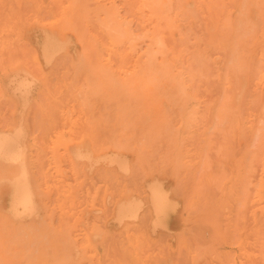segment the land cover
<instances>
[{
	"label": "rangeland",
	"instance_id": "obj_1",
	"mask_svg": "<svg viewBox=\"0 0 264 264\" xmlns=\"http://www.w3.org/2000/svg\"><path fill=\"white\" fill-rule=\"evenodd\" d=\"M114 1L86 0L82 4L80 0L79 3L77 0H0V85L5 78L1 72L4 74L9 64L19 62L31 75L29 77L38 82H34L31 99L23 111L2 94L0 87V130L8 124L15 129L21 126L24 134L33 139L36 150L29 155L33 162L31 179L40 207L38 216L15 222L9 214L10 191L0 185V209L5 212L0 211V264H47L52 257V244L57 247L55 264H70L69 260L71 264L75 261V264H115V261L117 264H135V261L136 264H153V261L156 264H264V67L259 66L264 64V0H169V16L159 13L158 20L154 15L146 20L141 11H136L139 0ZM79 6L86 11L79 12L80 16L75 13L77 21H85L79 22L82 32L77 31V21L72 18L75 9L80 11ZM2 14L6 16L1 17ZM87 19L91 23L86 22ZM112 19L126 20V26L117 30L124 32L128 27L134 37V54L138 51L136 56H142L141 61L148 60L152 70L159 72V82L150 92L134 83L125 70H119L114 57L113 65L109 63L108 45L104 43L100 25L110 24ZM153 20L158 21L156 26ZM78 32L84 41L78 37ZM148 32L158 38L162 52L153 46L147 47ZM48 37L60 40L64 51L54 53V58L46 62L43 54L48 51ZM90 50H95L92 53L96 55L94 68H91L94 62ZM173 51H177L174 52L177 56ZM33 55L37 57L38 67L30 62ZM111 78L113 100L106 86ZM17 81L20 82V78ZM90 88L98 90L99 99L92 100L88 96ZM147 92L154 97L152 102ZM94 110H98V115L106 118L109 125H112L110 113L113 110V157L117 166L109 164L106 158H112L109 152L103 154V161L99 159V165H91L92 169L83 160L72 159L75 148L81 144L80 132L85 125L82 118ZM53 115H57L56 119ZM71 126L81 129L75 131ZM60 134L64 136L61 138ZM74 134L80 136L74 137ZM256 156L260 157L258 164ZM119 162H125L126 168ZM105 172L113 174V179L101 176ZM155 183L163 186L177 203V208L168 213L165 228L154 225L158 216L149 201V193ZM257 190L259 192L255 193ZM247 192L253 195L251 199L247 198ZM133 197L144 202L140 216L136 221L115 220L116 205ZM245 205L248 210L244 209ZM197 228H206L210 231L206 234H211L216 241L210 236L207 238L208 235L204 240V229L200 232ZM87 235L92 238L93 253L85 248ZM183 258L189 262H184Z\"/></svg>",
	"mask_w": 264,
	"mask_h": 264
},
{
	"label": "bare ground",
	"instance_id": "obj_2",
	"mask_svg": "<svg viewBox=\"0 0 264 264\" xmlns=\"http://www.w3.org/2000/svg\"><path fill=\"white\" fill-rule=\"evenodd\" d=\"M81 1H82V4H83V2H85V1H83V0H80V3H81ZM101 1V0H100ZM131 1V0H130ZM2 2V1H1ZM4 2V1H3ZM114 2H116V0L114 1ZM123 2V1H122ZM139 2V3H138ZM137 3L139 4V5H137L136 7H139L138 8V10H136V11H141L143 14H144V17L146 18V20L148 19H150L151 20V18H153L154 16H156L157 14H159V13H165L167 16H169V11H170V3H169V0H139ZM5 3H8L7 1L5 2ZM26 3V2H25ZM53 3H57L58 4V2L57 1H54ZM65 3V2H64ZM68 3V2H67ZM74 3V2H73ZM77 3H79L78 2V0H77ZM76 3V4H77ZM98 3V2H97ZM167 3V4H166ZM30 4V3H29ZM51 4V3H50ZM81 4V5H82ZM88 4V3H87ZM109 4V3H108ZM118 4H119V2H118ZM128 4V3H127ZM31 5V4H30ZM54 5V4H53ZM52 4H51V6L54 8V6H53ZM88 5H90V7L91 6H93L92 4H88ZM87 5V6H88ZM172 5V4H171ZM110 6H111V3H110ZM109 6V7H110ZM66 7H67V5H66ZM65 7V8H66ZM77 7V6H76ZM80 7V6H79ZM85 7V10L86 9H88V8H86V6H84ZM175 5H174V10H175ZM23 8H24V4H23ZM25 8H27V7H25ZM30 8V7H29ZM36 8V7H35ZM57 8H58V6H57ZM62 8V7H61ZM75 8V7H74ZM74 8H73V10H74ZM81 8H82V10H84L83 9V7H80V11H78L77 12V10L75 9V11L73 12L74 14L76 13V14H78L79 12H81L82 10H81ZM104 8V10H105V7H103ZM120 8V7H119ZM54 9H56V8H54ZM59 9V8H58ZM70 9L71 8H69V11H70ZM99 9H101V8H99L98 7V11H99ZM122 9H123V7H122ZM177 9V8H176ZM184 9V8H183ZM1 10V9H0ZM4 10H6V8L4 9ZM24 9H22V11H23ZM37 10V9H36ZM64 10V9H63ZM67 10V9H66ZM115 10V9H114ZM178 10V9H177ZM25 11V10H24ZM95 11H96V9H95ZM105 11H107V9L105 10ZM72 12V11H71ZM82 12H84V11H82ZM86 12V11H85ZM84 12V13H85ZM91 12V11H90ZM102 12V11H101ZM104 12V11H103ZM134 12H135V10H134ZM134 12H132V13H134ZM137 12V13H138ZM183 12V11H182ZM69 13L70 12H67V14L69 15ZM100 13V12H99ZM105 13V12H104ZM63 14V13H62ZM66 14V13H65ZM73 15L72 16V18H74L75 19V16H76V19H77V15ZM81 14V13H80ZM80 14H78L79 16H80ZM87 14V13H86ZM98 14V13H97ZM111 14V13H110ZM67 15V17H69ZM72 15V14H71ZM112 15H115V12L114 11H112ZM123 15V14H122ZM127 15V14H126ZM137 15V14H136ZM135 15V16H136ZM141 15V14H140ZM154 15V16H153ZM2 16H6V15H1V17ZM85 16V15H84ZM88 16H90V18H91V16L92 15H89L88 14ZM87 16V18H89ZM94 16V15H93ZM96 16V15H95ZM133 16V15H132ZM142 16V15H141ZM83 17V16H82ZM86 17V16H85ZM106 17V16H105ZM84 18V17H83ZM90 18H89V20H90ZM113 18H115L114 16H113ZM128 18V17H127ZM136 18V17H135ZM134 17H133V19H135ZM74 19H70V20H73V22H76V21H74ZM130 19H131V17H130ZM156 19L158 20V19H160V17L159 16H156ZM165 19V18H164ZM51 20H54V19H51ZM58 20V19H57ZM81 20V19H80ZM79 19H78V21H77V23L75 24V25H77L78 24V27L76 28L77 29V31H78V29L81 31V30H83V28H79V22H80V24L82 23V22H85L84 20H82V22L80 21ZM89 20L87 19V21L86 22H88V23H91V22H89ZM93 20V18L90 20V21H92ZM99 20V19H98ZM136 21H137V18L135 19ZM173 20V19H172ZM1 21H3L2 19H1ZM47 21V20H46ZM46 21L44 22V23H46ZM125 22H126V20H124ZM136 21H134L135 23H136ZM154 21V20H153ZM166 21V20H165ZM179 21V20H178ZM49 22V20L47 21V23ZM125 22H123V21H121V20H111L110 21V24H102V25H100V28H101V30H102V32L104 33V36H105V38L107 39V42H105L106 40H105V38H104V36H103V39H104V43H106L107 45H108V47L106 48V53H108V55H109V57L107 56V58H109L110 59V64L111 65H113V63H112V59H113V57H114V60L116 61L115 63L117 64V67L119 68V70H125L126 72H127V75H129L130 74V79L134 82V83H136V84H139V85H142V86H144V87H146V89H147V91H151V88H152V86L153 85H156V84H158V82H159V72L158 71H153L152 70V66H150V64L147 62L148 60H143V61H141V58H142V56H136V53L138 52H136L135 54H134V51H135V48H136V46H135V43H134V37L132 36V34H131V32H130V30H129V28L128 27H125L126 29L124 30V32H119V29L117 30V28H121V26H123L124 27V25L126 26V24H125ZM132 22V21H131ZM155 22V21H154ZM156 22H158V21H156ZM156 22L154 23L155 24V26H156ZM173 22V21H172ZM171 22V23H172ZM11 23V22H10ZM113 23H114V25H113ZM119 23V24H118ZM141 23V22H140ZM166 23V22H165ZM8 24V23H7ZM173 24V23H172ZM171 24V25H172ZM84 24H82V26L81 27H84L83 26ZM120 25V26H119ZM132 25V24H131ZM136 25V24H135ZM182 25V24H181ZM17 26H18V24H17ZM57 26H59L60 27V25L59 24H57ZM154 26V25H153ZM151 27V26H150ZM30 28V27H29ZM133 28H134V26H133ZM177 28V27H176ZM143 29V28H142ZM149 29V28H148ZM152 29V28H151ZM24 30H26L25 28H24ZM86 31V33H87V29H85ZM122 30V29H121ZM43 31H45V30H43ZM43 31H41V32H43ZM50 31V30H49ZM51 31H53V30H51ZM84 31V30H83ZM93 31V30H92ZM82 32V31H81ZM81 32H78V37H79V34L81 33ZM95 32V31H94ZM135 32V31H134ZM137 32V31H136ZM20 33V32H19ZM18 33V34H19ZM25 33V32H24ZM54 33H57V32H54ZM77 33V32H76ZM146 34H147V32H145ZM144 33V34H145ZM26 34V33H25ZM48 34V33H47ZM46 34V35H47ZM50 34V33H49ZM59 34V33H58ZM57 34V35H58ZM65 34V33H64ZM22 35H23V33H22ZM35 35V34H34ZM53 35V34H52ZM81 36H83L82 34H80ZM148 35H149V32H148ZM261 35V34H260ZM24 36V35H23ZM49 36V35H48ZM65 36V35H64ZM138 36V35H137ZM237 36V35H236ZM18 37V36H17ZM54 37V36H53ZM70 37V36H69ZM143 37V36H142ZM148 39H149V44H148V46L147 47H149L150 49H151V47L152 48H156L155 50L156 51H160V52H162L163 51V49L161 48V43H160V41H156L158 38H156L155 39V37H154V35L153 36H146ZM24 38V37H23ZM43 38V37H42ZM54 38H57V37H54ZM80 38V37H79ZM83 38V37H82ZM82 38H80L81 40H83L84 41V39H82ZM85 38V37H84ZM87 38V37H86ZM6 39V38H5ZM12 39H13V37H12ZM20 39V38H19ZM67 39H69L68 37H67ZM101 39H102V37H101ZM100 39V40H101ZM103 39H102V42H103ZM25 40V39H24ZM70 40H71V38H70ZM139 40V39H138ZM141 40V39H140ZM16 41V40H15ZM44 41H45V39H44ZM67 41V40H66ZM13 42H14V40H13ZM65 42V41H64ZM93 42H94V40H93ZM15 43H17V42H15ZM43 43V42H42ZM73 43V42H72ZM95 43V42H94ZM142 43V42H141ZM13 44V43H12ZM30 44V43H29ZM83 44H85V43H83ZM31 45V44H30ZM37 45V44H36ZM73 45V44H72ZM139 45V44H138ZM141 45V44H140ZM82 46H84V45H82ZM122 46H123V49H121L122 48ZM46 47H47V50L48 51H51V52H46L45 51V54H43V56L44 57H46L45 59H46V62H49L51 59L50 58H52L53 57V55H54V53H57V52H59L60 50H62V47H63V44H62V42H60V40H56V39H51V38H47L46 39ZM68 47V46H67ZM83 48V47H82ZM94 48H96V47H94ZM97 48H98V46H97ZM101 48H103V47H101ZM105 48V47H104ZM148 48V49H149ZM255 48V47H254ZM46 49V48H45ZM66 49V48H65ZM75 49V48H74ZM86 49H89V48H86ZM99 49V48H98ZM165 49V48H164ZM96 50V49H95ZM95 50H94V52H95ZM24 51V50H23ZM62 51H64V50H62ZM89 51V50H88ZM91 51V50H90ZM151 51H153V50H151ZM94 52H90L91 53V55H92V59L96 56V55H94L93 56V54H94ZM141 52V51H140ZM154 52V51H153ZM165 52V51H164ZM176 53L177 51H173L172 53ZM264 52V51H263ZM4 52H2V54H3ZM90 53H87L88 55L90 54ZM93 53V54H92ZM149 52L146 50V52H145V54L146 55H148L147 57H149V54H148ZM175 53L173 54V55H175ZM251 53V52H250ZM6 54V53H5ZM11 54H12V52H11ZM11 54H9V56L11 55ZM104 54V53H103ZM140 54V53H139ZM252 54V53H251ZM259 54V53H258ZM14 55H16V56H18V54H14ZM143 55V54H142ZM152 55V54H151ZM158 55V54H157ZM172 55V54H171ZM15 56V57H16ZM87 56V55H86ZM144 56V55H143ZM161 56V55H160ZM175 56H177V55H175ZM259 56V55H258ZM73 57V56H72ZM89 57H91V56H89ZM54 58V57H53ZM131 60H129V59ZM159 58V57H158ZM197 58V57H196ZM264 58V57H263ZM41 59H42V57H41ZM74 59V58H73ZM53 60V59H52ZM199 60V59H198ZM23 61H26V60H23ZM42 61H43V59H42ZM77 61V60H76ZM95 60L93 59L92 60V62H94ZM7 61H4L3 63H6ZM30 62H32L33 64H35V66H37L38 67V63H37V57L35 56V55H33L32 56V58L30 59ZM52 62V61H51ZM50 62V63H51ZM75 62V61H74ZM262 62H264V61H262ZM2 63V64H3ZM7 64V63H6ZM94 64H96L95 62L93 63V66H91V68L93 67L94 68ZM5 65V64H4ZM45 65V64H44ZM192 65V64H191ZM46 66V65H45ZM260 67L261 66H263L264 67V64H262V65H259ZM48 67V66H47ZM263 67H262V69H263ZM14 68H16V69H14ZM23 68V66H22V64L19 62V63H17V64H9V68H7L8 70H4L5 72H4V74L1 72V74L3 75V78H4V80L2 81V83H1V85H0V87H2V94H4V95H6L8 98H9V100H11L14 104H18L19 105V108L21 109L22 108V111L23 110H25V108H23L25 105H26V107H27V105H28V103H27V101L29 102V99H31L30 98V95H31V93L33 92V84H34V82H36V83H38L37 82V80L36 81H34L35 79L34 78H30L31 77V75H28L27 74V72L25 71V70H23L22 69ZM96 68V67H95ZM183 68V67H182ZM192 68V67H191ZM190 68V69H191ZM100 69V68H99ZM181 69V68H180ZM118 70V69H117ZM118 70V71H119ZM194 70V69H193ZM96 71V70H95ZM189 71H191V70H189ZM228 71V70H227ZM129 72V73H128ZM11 73H13L14 75H12V76H10V74ZM162 74V73H161ZM257 74V73H256ZM183 75V74H182ZM226 75V74H225ZM30 76V77H29ZM51 76V75H50ZM169 76H171V75H169ZM175 76V75H174ZM173 76V77H174ZM181 76V75H180ZM123 77V76H122ZM18 78H20V82H18L17 80H18ZM124 79H125V77H123ZM175 78V77H174ZM182 78H184V76L182 77ZM181 78V79H182ZM193 78V77H192ZM90 79H93L94 80V78H91L90 77ZM186 79V78H185ZM195 79V78H194ZM44 80V79H43ZM189 80V79H188ZM223 80V79H222ZM225 80V79H224ZM182 82V81H181ZM222 82V81H221ZM94 83V82H93ZM108 85H106L107 86V88L108 89H110L111 90V100H113V95H112V93H113V78H111V79H108ZM177 83V82H176ZM84 84V83H83ZM38 85H40V83L38 84ZM34 86H36V85H34ZM36 88H38V87H36ZM86 88V87H85ZM180 88V87H179ZM186 88V87H185ZM4 89H7V90H5V91H3ZM35 89V88H34ZM160 89V88H159ZM196 89V88H195ZM40 90V89H39ZM38 90V91H39ZM126 90V89H125ZM82 92V91H81ZM179 92V91H178ZM79 94H81V93H79ZM156 94V93H155ZM39 95V94H38ZM83 95V94H82ZM81 95V96H82ZM78 96V95H77ZM88 96L93 100V99H99V97H100V95H99V92H98V90H95V89H89V91H88ZM146 96H148V98H150V101L152 102L153 101V99H154V97L152 96V95H149L148 94V92L146 93ZM83 97V96H82ZM79 98V97H78ZM60 99V98H59ZM79 99H81V97L79 98ZM95 100V101H96ZM198 100V99H197ZM81 101V100H80ZM161 102H162V100H161ZM191 102V101H190ZM27 103V104H26ZM82 103V102H81ZM98 103V102H97ZM166 104V103H165ZM17 105V106H18ZM82 105H83V103H82ZM144 105V104H143ZM145 105H147V104H145ZM167 105V104H166ZM179 105V104H178ZM177 105V106H178ZM195 105V104H194ZM103 106V105H102ZM148 106V105H147ZM181 106V105H180ZM87 107H89L88 105H87ZM144 107V106H143ZM192 107V106H191ZM195 107H198V106H195ZM93 108H95L96 109V107H95V105H94V107ZM108 108V107H107ZM161 108H162V106H161ZM165 108V107H164ZM4 109V108H3ZM19 109V110H20ZM86 109V108H85ZM89 109V108H88ZM222 109H223V107H222ZM221 109V110H222ZM115 110V109H114ZM147 110V109H146ZM155 110V109H154ZM189 110H190V108H189ZM195 110V109H194ZM194 110H192V111H194ZM199 110V109H198ZM21 111V113H23ZM150 111H152V109L150 110ZM18 112L19 111H17V113H15V114H18ZM154 112V111H153ZM221 112V111H220ZM59 113V112H58ZM58 113H57V115H58ZM64 113H65V111H64ZM127 113V112H126ZM146 113V112H145ZM148 113V112H147ZM224 113V112H223ZM51 114H53V113H51ZM54 114H56V113H54ZM106 114V113H105ZM128 114V113H127ZM134 114V113H133ZM198 114H200V113H198ZM222 114V113H221ZM22 115V114H21ZM21 115H19L20 116V118H21ZM57 115H53V118L54 119H56V117H54V116H57ZM110 115H111V117H112V121H111V124L112 125H109L108 123H107V121L103 118V117H100L99 115H98V110H94V111H92V112H90V114L88 113L87 115H84L83 116V114H82V116L84 117V118H82V119H84L83 121H84V128L82 129V132H80V133H82V135L80 134V133H78V132H75V133H78V134H80V135H78V134H74L75 136L74 137H76V135H77V137L78 136H80L82 139H81V144L77 147V148H75L76 150H74L75 151V153H74V155H72L73 157H72V159H76V160H83L87 165H89L90 167H91V165H93V167H94V164H98V161H100L99 159H101V158H103V154L104 153H106V152H109V153H111L112 154V158L111 157H107L106 156V158H109V164L110 165H114V164H116V162H114L115 161V159H114V155H113V145H114V142H113V110L111 111V113H110ZM143 115V114H142ZM147 115V114H146ZM52 116V115H51ZM59 116V115H58ZM78 116H80V115H78ZM151 116V115H150ZM190 116V115H189ZM197 116V115H196ZM226 116V115H225ZM16 117V116H15ZM145 117H147V116H145ZM144 117V118H145ZM193 117H195V115L193 116ZM219 117H220V115H219ZM14 118V117H13ZM52 118V117H51ZM141 118H143V117H141ZM184 118V117H183ZM146 119V118H145ZM147 119H149L148 117H147ZM195 119H196V117H195ZM59 120V119H58ZM81 120V119H80ZM142 120V119H141ZM144 120V119H143ZM150 120V119H149ZM61 121H63L62 119H61ZM72 121V120H71ZM82 121V120H81ZM119 121V120H118ZM17 122L19 123V120L17 119ZM20 122H21V120H20ZM146 122V121H145ZM58 123V122H57ZM60 123V122H59ZM72 123H74V122H72ZM71 123V124H72ZM75 123H77V122H75ZM145 124V123H144ZM147 124V123H146ZM20 125H21V123H20ZM60 125V124H59ZM78 126H81V125H78ZM141 126H142V123H141ZM183 126V125H182ZM51 127V126H50ZM42 128V127H41ZM52 128V127H51ZM71 128H73L72 126H71ZM76 128L77 127H75V128H73V129H75V131H78V129L76 130ZM139 128V127H138ZM56 129H57V127H56ZM81 129V128H80ZM79 129V130H80ZM194 129V128H193ZM52 130V129H51ZM68 130H69V128H68ZM198 131V130H197ZM50 132V131H49ZM65 132V131H64ZM136 132H137V130H136ZM135 132V133H136ZM26 134V133H25ZM24 134V131H23V128L20 126V127H17L16 129L15 128H13L12 126H11V124H8L7 126H6V128L4 129V130H0V185H3V186H6L8 189H9V191H10V213L9 214H11V216L14 218V220H15V222H17V223H22L21 221L24 219V218H27V217H29V219H30V217H36V216H38L39 215V210H40V207L37 205V203H36V197H37V193H36V191H35V185L33 184V182H32V176H31V169H32V165H33V162L32 161H30L31 159H32V156H29L30 154H31V152H33L34 150H36V148H35V143H34V141H33V139H30L27 135H25ZM138 134V133H137ZM50 135V134H49ZM61 135V134H60ZM63 136H64V134H62ZM62 135H61V138H62ZM66 136V135H65ZM49 137V136H48ZM74 137H73V139H74ZM80 137L79 138H75L74 140H76V139H80ZM179 137H180V134H179ZM43 139H45V138H43ZM47 140V139H46ZM137 141V140H136ZM46 141H44V143H45ZM69 143V142H68ZM79 143V142H78ZM75 144V143H74ZM77 144V143H76ZM180 144V143H179ZM69 145V144H68ZM68 145H67V147H68ZM114 147H116L117 148V146H114ZM72 148V147H71ZM68 150H69V147H68ZM50 151V150H49ZM116 151H117V149H116ZM189 151V150H188ZM262 151H264V150H262ZM135 152V151H134ZM260 152H261V150H260ZM49 153V152H48ZM71 153V152H70ZM263 153V152H262ZM69 154V153H68ZM159 154V153H158ZM48 155V154H47ZM70 155V154H69ZM108 155V154H107ZM261 155V153L259 154V156ZM263 155V154H262ZM262 155H261V157H262ZM155 156H157L156 154H155ZM257 157V156H256ZM105 158V157H104ZM178 158V157H177ZM258 159H256L257 161H255V162H257V164H258V160H260V157H257ZM262 158H264V157H262ZM116 159H117V157H116ZM142 159V158H141ZM156 159V158H155ZM107 161H108V159H106ZM128 160V159H127ZM146 160V159H145ZM157 160V159H156ZM101 161H103V159H101ZM104 161H105V159H104ZM117 161V160H116ZM149 161V160H148ZM263 161V160H262ZM42 162H44V161H42ZM114 162V163H113ZM126 162V161H125ZM125 162H119V165L122 167V168H126V164H125ZM261 162V161H260ZM76 164H77V162H75ZM84 163V164H85ZM113 163V164H112ZM180 163V162H179ZM46 163H44V165H45ZM51 164V163H50ZM100 164V163H99ZM98 164V165H99ZM128 164V163H127ZM136 164V163H135ZM43 165V166H44ZM109 165V166H110ZM144 165V164H143ZM148 165V164H147ZM175 165V164H174ZM256 165V164H255ZM50 166H52V165H50ZM76 166V165H75ZM97 166V165H96ZM116 166H117V164H116ZM141 166V165H140ZM144 166H146V165H144ZM180 166V165H179ZM230 166V165H229ZM259 166H261V164L259 163ZM108 167V166H107ZM129 167V166H128ZM258 167V166H257ZM118 168V167H117ZM134 168V167H133ZM137 168V167H136ZM253 168V167H252ZM264 168V167H263ZM84 169V168H83ZM86 169V168H85ZM90 168L88 167V169L87 170H89ZM91 169H92V167H91ZM255 169V168H254ZM51 170V169H50ZM49 170V171H50ZM77 170V169H76ZM119 170V169H118ZM129 170V169H128ZM180 170V169H179ZM252 170V169H251ZM84 171V170H83ZM86 171V170H85ZM90 171V170H89ZM169 171V170H168ZM257 171H258V169H257ZM51 172V171H50ZM49 172V173H50ZM53 172V171H52ZM91 172H93V171H91ZM119 172V171H118ZM120 172H122V170L120 171ZM125 172V171H124ZM135 172H136V170H135ZM229 172V171H228ZM261 172H262V170H261ZM260 172V173H261ZM48 173V174H49ZM80 174L82 173V172H79ZM106 173H109V172H105V174L104 175H101V176H104V177H108V178H112L113 179V174H106ZM123 173V172H122ZM128 173H129V171H128ZM127 173V174H128ZM192 173V172H191ZM250 173H253V172H250ZM258 173V172H257ZM54 174V173H53ZM89 174V173H88ZM124 174V173H123ZM134 174V173H133ZM137 174V173H136ZM139 174V173H138ZM170 174V173H169ZM79 175V174H78ZM49 176V175H48ZM160 176V175H159ZM52 177H53V175H52ZM254 178V177H253ZM50 179V178H49ZM140 180H141V178H139ZM146 179V178H145ZM250 179V178H249ZM249 179H248V181H249ZM47 180H48V177H47ZM96 180V179H95ZM135 180V179H134ZM158 180V179H157ZM251 180V179H250ZM98 181V180H97ZM96 181V182H97ZM155 181V180H154ZM160 181V180H159ZM166 181V180H165ZM181 181V180H180ZM233 181V180H232ZM56 182H58V181H56ZM65 182H66V180H65ZM152 182V181H151ZM163 182V181H162ZM178 182V181H177ZM98 183V182H97ZM166 183V182H165ZM251 183H254V182H252V180H251ZM257 183V185H258V182H256ZM45 185V184H44ZM51 185V184H50ZM83 185V184H82ZM213 185V184H212ZM211 185V186H212ZM81 186V185H80ZM256 186V185H255ZM62 187V186H61ZM60 187V188H61ZM172 187V186H171ZM171 187H170V189H171ZM215 187H217V186H215ZM214 187V188H215ZM227 187V186H226ZM113 188H114V186H113ZM132 188H133V186H132ZM147 188V187H146ZM163 188V186L161 187L159 184H157V183H155L154 184V186L151 188V191H150V196H149V201L151 202V204H152V207H153V209H154V212L157 214V222H155L154 223V225H156V226H160V227H162V228H165V227H167V224H168V221H169V218H168V213L171 211V210H175L176 208H177V203L176 202H174V200L173 199H171L170 197H169V195H168V191H165V190H163L162 189ZM218 188H220V187H218ZM75 189V188H74ZM79 189V188H78ZM77 189V190H78ZM92 189V188H91ZM206 189L207 188H205V192H206ZM248 189L249 190H251V187L249 188L248 187ZM257 189V188H256ZM264 189V188H263ZM7 190V189H6ZM85 190V189H84ZM203 190V189H202ZM213 190L214 189H212L211 191L213 192ZM246 190V189H245ZM249 190H247L248 192H249ZM75 191V190H74ZM92 191V190H91ZM180 192H181V190H179ZM253 191H256V190H253ZM1 192V191H0ZM76 192V191H75ZM149 192V191H148ZM207 192H208V189H207ZM209 192H210V190H209ZM212 192H210L212 195H213V193ZM226 192V191H225ZM248 192H247V198H249V199H251L252 198V196L250 195V194H248ZM259 191L257 190V192H255V193H258ZM3 193V192H2ZM1 193V194H2ZM46 193V192H45ZM54 193V192H53ZM171 193V192H170ZM218 193V192H217ZM245 193V192H244ZM7 194V193H6ZM43 194V193H42ZM67 194V193H66ZM74 194V193H73ZM72 194V195H73ZM222 194V193H221ZM246 194V193H245ZM253 194V193H252ZM262 194V193H261ZM69 195V194H68ZM71 195V196H72ZM93 195V194H92ZM109 195V194H108ZM171 195V194H170ZM212 195L210 196V197H212ZM226 195V194H225ZM256 195V194H255ZM254 195V196H255ZM71 196H70V198H71ZM2 197H3V195H2ZM176 197V196H175ZM58 198V197H57ZM73 198V197H72ZM134 198V197H133ZM232 198V197H231ZM247 198H246V201H248L247 200ZM61 199V198H60ZM108 200V198H105V200ZM114 199V198H113ZM125 199V198H124ZM191 199V198H190ZM8 200V199H7ZM6 200V201H7ZM77 200V199H76ZM214 200H215V198H214ZM5 201V202H6ZM110 201V200H109ZM213 201V200H212ZM75 202V201H74ZM73 202V203H74ZM98 202V204H99V201H97ZM106 202V201H105ZM245 202V201H244ZM249 202V201H248ZM253 202V201H252ZM92 203V202H91ZM109 203V202H108ZM207 203V202H206ZM250 203V202H249ZM254 203V202H253ZM97 204V205H98ZM245 204H247V203H245ZM3 205V204H2ZM59 205V204H58ZM104 205H106V204H104ZM248 205V204H247ZM73 206V205H72ZM99 206V205H98ZM107 206V205H106ZM143 206H144V202L143 201H141V200H135V198L134 199H129V200H126V201H122V202H120V203H118L117 205H116V209H115V216H114V219L115 220H117V221H119V222H122V221H124V220H132V219H135V221H136V219L140 216V213H141V210H142V208H143ZM5 207V206H4ZM7 207V206H6ZM102 207V206H101ZM100 207V208H101ZM179 207H180V205H179ZM207 207V206H206ZM243 207H244V205H243ZM253 208V207H252ZM77 209V208H76ZM106 209V208H105ZM245 210L247 209H249L246 205H245V208H244ZM199 210V209H198ZM235 210V209H234ZM237 210V209H236ZM251 210V209H250ZM0 211H2V212H4L3 210H1L0 209ZM86 211V210H85ZM208 211V210H207ZM238 211V210H237ZM242 211V210H241ZM244 211V210H243ZM91 212V211H90ZM96 212V211H95ZM94 212V213H95ZM187 212V211H186ZM232 212V211H231ZM245 212V211H244ZM244 212H243V214H244ZM249 212V211H248ZM259 212V211H258ZM5 213V212H4ZM83 213V212H82ZM105 213V212H104ZM199 214H200V211L198 212ZM234 213V212H233ZM96 214V213H95ZM98 214V213H97ZM154 214V213H153ZM197 214V213H196ZM240 214V213H239ZM259 214H260V212H259ZM7 215V214H6ZM67 215V214H66ZM245 215V214H244ZM200 216H202V214L200 215ZM243 216V215H242ZM10 217V216H9ZM73 217V216H72ZM215 217H217V216H215ZM236 217V216H235ZM63 218V217H62ZM203 218V217H202ZM218 218V217H217ZM10 219L12 220V218L10 217ZM37 219V218H36ZM83 219H84V217H83ZM205 219V218H204ZM239 219V218H238ZM248 219V218H247ZM65 220V219H64ZM68 220V219H67ZM70 220V219H69ZM114 220V221H115ZM202 220V219H201ZM206 220V219H205ZM209 220V219H208ZM211 220V219H210ZM251 220V219H250ZM79 221V220H78ZM83 221V220H82ZM104 221V220H103ZM108 221V220H107ZM15 222H13V223H15ZM69 222V221H68ZM71 222H72V220H71ZM76 222V221H75ZM74 222V223H75ZM125 222V221H124ZM152 222V221H151ZM222 222V221H221ZM249 222V221H248ZM58 223V222H57ZM110 223V222H109ZM199 223H201V222H199ZM205 223V222H204ZM242 223V222H241ZM41 224H43L42 223V221H41ZM120 224V223H119ZM252 224V223H251ZM44 225V224H43ZM76 225H77V223H76ZM200 225V224H199ZM238 225V224H237ZM258 225H260V224H258ZM75 226V225H74ZM119 226V225H118ZM121 226V225H120ZM195 226H198V225H195ZM201 226H203V225H201ZM201 226H200V228H201ZM240 226H242V225H240ZM239 226V227H240ZM246 226V225H245ZM261 226V225H260ZM86 227H87V224H86ZM147 228V227H146ZM152 228V227H151ZM191 228H193V230H194V227H191ZM215 228V227H214ZM263 228V227H262ZM117 229V228H116ZM202 229H204V231L205 232H202V233H204L203 234V236L205 237V239H204V237L202 236V234H200L202 237H203V239L204 240H206V237H207V235H208V237L207 238H209V236H210V238H214V237H211V234L209 235V233L208 234H206L207 233V229L206 228H202ZM200 230L199 228H197V230H200V232L201 231H203V230ZM206 229V230H205ZM239 229V228H238ZM259 229H261V228H259ZM152 230V229H151ZM193 230H192V232H193ZM196 230V229H195ZM194 230V231H195ZM100 231V230H99ZM162 231V230H161ZM112 232V231H111ZM170 232V231H169ZM168 232V233H169ZM198 232V231H197ZM199 232V233H200ZM208 232H210V231H208ZM211 232L213 233V231L211 230ZM110 233V232H109ZM109 233H108V235H109ZM152 233V232H151ZM173 233V232H172ZM261 233V232H260ZM157 234V233H156ZM205 234H206V236H205ZM99 235H100V233H99ZM106 235H107V233H106ZM107 235V236H108ZM185 235H187V234H185ZM261 235V234H260ZM36 236V235H35ZM94 237H96V236H98V234H94L93 235ZM107 236H104L105 238L107 237ZM155 236V235H154ZM213 236V235H212ZM241 236H243V234L241 235ZM240 236V237H241ZM52 238L54 237V236H51ZM109 237V236H108ZM170 237V236H169ZM247 237V236H246ZM37 238L39 239V237L37 236ZM51 238V239H52ZM91 238V237H90ZM89 237H88V235H87V238L85 239V248L86 249H89V252L90 253H93L94 252V247H93V245H92V243H91V241H92V238L90 239ZM160 238V237H159ZM201 238V237H200ZM209 238V239H210ZM239 238V237H238ZM248 238H250V237H248ZM98 239V238H97ZM162 239V238H161ZM6 240V239H5ZM71 240V239H70ZM103 240H104V238H103ZM125 240V239H124ZM163 240V239H162ZM174 240V239H173ZM208 240V239H207ZM214 240L216 241V239L214 238ZM250 240V239H249ZM46 241V240H45ZM84 241V240H83ZM200 241V240H199ZM202 242H204L203 240H201ZM209 241V240H208ZM207 241V242H208ZM259 241V240H258ZM55 242V241H54ZM72 242V241H71ZM210 242H211V240H210ZM218 242V241H217ZM237 242H238V240H237ZM53 243V242H52ZM126 243V242H125ZM125 243L123 244V246L125 245ZM128 243V242H127ZM205 244H206V242H204ZM243 243V242H242ZM55 244V243H54ZM72 244V243H71ZM98 244V243H97ZM211 244V243H210ZM209 244V245H210ZM216 244V243H215ZM214 244V245H215ZM140 245V244H139ZM152 245V244H151ZM208 245V244H207ZM217 245V244H216ZM95 246H96V244H95ZM66 248H68L67 246H65ZM74 247V246H73ZM207 247V246H206ZM215 246H213L212 248H214ZM33 248H35L34 246H33ZM62 248V247H61ZM61 248H59V250H61ZM105 248V247H104ZM141 248V247H140ZM204 248V251L206 250V248L205 247H203ZM207 248H209V247H207ZM249 248V247H248ZM57 249V247H56V245H53L52 244V253H51V255H52V257L51 258H48L49 260L47 261V264H55V263H53L54 262V260H55V258H56V254H55V250ZM71 249H72V247H71ZM70 249V250H71ZM150 249V248H149ZM58 250V251H59ZM66 250V249H65ZM68 250V249H67ZM73 250V249H72ZM82 250V249H81ZM118 250V249H117ZM131 250V249H130ZM199 250V249H198ZM200 250H202L201 248H200ZM209 250V249H208ZM252 250V249H251ZM107 251V250H106ZM150 251H151V249H150ZM259 251V250H258ZM50 252V251H49ZM67 252V251H66ZM68 252H70V251H68ZM73 252H74V250H73ZM78 252V251H77ZM105 252V251H104ZM115 252V251H114ZM261 252V251H260ZM264 252V251H263ZM60 253V252H59ZM71 253L72 252H70V253H68V254H70L71 255ZM79 253V252H78ZM109 253V252H108ZM122 253H123V251H122ZM134 253V252H133ZM144 253H146V252H144ZM167 253V252H166ZM183 253V255H184V252H182ZM198 253H200V252H198ZM82 254V253H81ZM95 254V253H94ZM115 254V253H114ZM124 254H126V252L124 253ZM109 255V254H108ZM107 255V256H108ZM119 255H120V253H119ZM146 255V254H145ZM31 256V255H30ZM74 256V255H73ZM80 256V255H79ZM97 256V255H96ZM103 256V255H102ZM124 257V255H120V257ZM134 256H136V254L134 255ZM140 256V255H139ZM142 256V255H141ZM164 256V255H163ZM168 256V255H167ZM167 256H166V258H167ZM78 257V256H77ZM103 257H105V255L103 256ZM102 257V258H103ZM126 257V256H125ZM143 257V256H142ZM168 257H170V256H168ZM185 258H186V256H184ZM196 257V256H195ZM200 257V255H198V257H197V259ZM74 258V257H73ZM73 258L71 257L70 259L71 260H73ZM127 258H128V260H130L129 259V256L128 257H126V260H127ZM156 258V257H155ZM154 257H153V259H155ZM176 258V257H175ZM24 259V258H23ZM104 259V258H103ZM103 259H101V262L100 263H103L102 262V260ZM114 259H115V257H114ZM132 259H135L134 257H132ZM157 259V258H156ZM155 259V261L157 262V260ZM161 259V258H160ZM169 260H170V258H168ZM184 259V258H183ZM182 259V260H183ZM204 259V258H203ZM104 260H106V259H104ZM120 260H121V258H120ZM125 260V259H124ZM140 260V259H139ZM168 260V261H169ZM195 260V259H194ZM201 260H202V258H201ZM23 261V260H22ZM75 260H73V262H74ZM109 261V260H108ZM108 261H104V262H108ZM115 261V260H114ZM163 261V259H161V262ZM164 261H165V259H164ZM184 262L185 261H187V262H189L188 260H186V259H184L183 260ZM200 261V260H199ZM235 261V260H234ZM264 261V260H263ZM68 262H70V264H71V261L69 260ZM76 262V261H75ZM75 262L73 263V264H75ZM79 262V261H78ZM98 262V261H97ZM126 262V261H125ZM128 262V261H127ZM150 262H152V261H150ZM182 262V261H181ZM262 262V261H261ZM111 263V262H110ZM109 263V264H110ZM132 263V262H131ZM130 263V264H131ZM153 264H156L154 261L152 262ZM167 263V262H166ZM236 263V262H235ZM61 264V263H60ZM112 264V263H111ZM115 264H117V262L115 261ZM129 264V263H128ZM133 264V263H132ZM135 264H136V261H135ZM138 264V263H137ZM139 264H142V263H139ZM162 264V263H161ZM179 264V263H178ZM198 264H202L201 262L200 263H198ZM247 264V263H246ZM259 264V263H258Z\"/></svg>",
	"mask_w": 264,
	"mask_h": 264
}]
</instances>
